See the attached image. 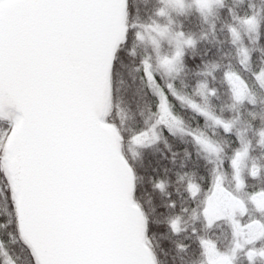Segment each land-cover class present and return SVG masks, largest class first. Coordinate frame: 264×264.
<instances>
[{
  "label": "snow or ice",
  "instance_id": "snow-or-ice-1",
  "mask_svg": "<svg viewBox=\"0 0 264 264\" xmlns=\"http://www.w3.org/2000/svg\"><path fill=\"white\" fill-rule=\"evenodd\" d=\"M0 264H264V0H0Z\"/></svg>",
  "mask_w": 264,
  "mask_h": 264
}]
</instances>
